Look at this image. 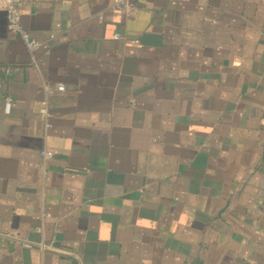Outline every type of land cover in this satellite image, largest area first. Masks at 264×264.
<instances>
[{
    "label": "crops",
    "instance_id": "crops-1",
    "mask_svg": "<svg viewBox=\"0 0 264 264\" xmlns=\"http://www.w3.org/2000/svg\"><path fill=\"white\" fill-rule=\"evenodd\" d=\"M19 4L0 264H264V0Z\"/></svg>",
    "mask_w": 264,
    "mask_h": 264
},
{
    "label": "built area",
    "instance_id": "built-area-1",
    "mask_svg": "<svg viewBox=\"0 0 264 264\" xmlns=\"http://www.w3.org/2000/svg\"><path fill=\"white\" fill-rule=\"evenodd\" d=\"M130 0H114L115 6L119 8H128ZM4 3V9L6 12V17H7V25L8 28L11 32L16 33L17 35L20 36V38L23 40V42L26 44L28 49L30 51H33L37 49L40 46V43L33 40L29 33L23 28L21 19H22V12L19 4V0H3ZM98 19L101 21L103 20V14L98 15ZM116 38L119 37V34L115 35ZM8 73L11 72V69L6 70ZM54 90L57 91H64L65 86L63 84H58L54 88H48L47 92L48 93H53ZM42 114L48 118V107H47V102H45L44 107L41 110ZM47 127H50V124L47 122L46 123ZM54 156V152L49 149H43L41 151V157H42V163L45 166V164L52 159Z\"/></svg>",
    "mask_w": 264,
    "mask_h": 264
}]
</instances>
